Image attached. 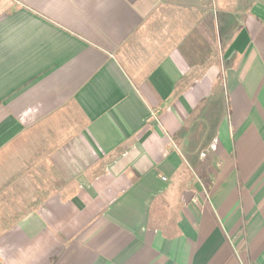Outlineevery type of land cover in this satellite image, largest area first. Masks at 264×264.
I'll return each instance as SVG.
<instances>
[{"label": "crops", "instance_id": "1", "mask_svg": "<svg viewBox=\"0 0 264 264\" xmlns=\"http://www.w3.org/2000/svg\"><path fill=\"white\" fill-rule=\"evenodd\" d=\"M11 154L72 178L0 264H264V0H0Z\"/></svg>", "mask_w": 264, "mask_h": 264}, {"label": "rangeland", "instance_id": "2", "mask_svg": "<svg viewBox=\"0 0 264 264\" xmlns=\"http://www.w3.org/2000/svg\"><path fill=\"white\" fill-rule=\"evenodd\" d=\"M50 158H34L24 165L22 162L27 159L20 156L0 158V233L35 210L43 197L53 194L72 178L67 168L66 173L56 174L53 157Z\"/></svg>", "mask_w": 264, "mask_h": 264}, {"label": "built area", "instance_id": "3", "mask_svg": "<svg viewBox=\"0 0 264 264\" xmlns=\"http://www.w3.org/2000/svg\"><path fill=\"white\" fill-rule=\"evenodd\" d=\"M165 179V177H163Z\"/></svg>", "mask_w": 264, "mask_h": 264}]
</instances>
